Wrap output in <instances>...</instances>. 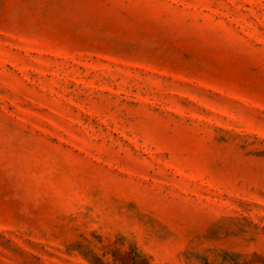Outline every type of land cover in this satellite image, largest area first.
I'll use <instances>...</instances> for the list:
<instances>
[{
  "label": "rangeland",
  "instance_id": "rangeland-1",
  "mask_svg": "<svg viewBox=\"0 0 264 264\" xmlns=\"http://www.w3.org/2000/svg\"><path fill=\"white\" fill-rule=\"evenodd\" d=\"M0 264H264V0H0Z\"/></svg>",
  "mask_w": 264,
  "mask_h": 264
}]
</instances>
